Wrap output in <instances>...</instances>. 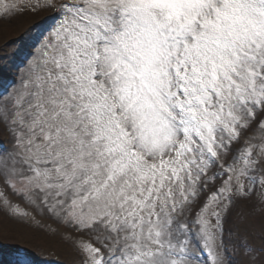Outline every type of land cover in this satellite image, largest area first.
<instances>
[{
	"label": "snow or ice",
	"instance_id": "obj_1",
	"mask_svg": "<svg viewBox=\"0 0 264 264\" xmlns=\"http://www.w3.org/2000/svg\"><path fill=\"white\" fill-rule=\"evenodd\" d=\"M39 9L0 83V215L79 264H233L224 223L254 201L233 254L264 264V0H0V22Z\"/></svg>",
	"mask_w": 264,
	"mask_h": 264
},
{
	"label": "rangeland",
	"instance_id": "obj_2",
	"mask_svg": "<svg viewBox=\"0 0 264 264\" xmlns=\"http://www.w3.org/2000/svg\"><path fill=\"white\" fill-rule=\"evenodd\" d=\"M23 2L26 4L28 0ZM31 2L35 3L36 0ZM53 15L50 9H39L35 12L25 10L15 15L11 22H0V83H7L17 77V65L34 43L38 31L43 29L41 26L46 27L48 19ZM20 54L21 57H18ZM0 141H6V137L0 135ZM6 145L9 146L7 143ZM13 199L17 198L13 197ZM248 203H250L248 207L253 208L254 201ZM21 206L32 211L26 203L21 202ZM248 213L245 208V216L249 223H239L243 232L238 231L237 240L233 245H236L239 238L244 235H249L253 243H259L255 239L259 234V218L247 216ZM37 219H41L42 223H52L53 227H56L51 220L39 216ZM252 225H257L255 233ZM0 240V259H6L14 247H20L28 250L32 258L36 255L35 258L40 264H78L80 260L72 243L64 241L60 235H49L43 229L23 226L2 215H0ZM236 256L239 258L236 264H239L241 257L239 254Z\"/></svg>",
	"mask_w": 264,
	"mask_h": 264
}]
</instances>
